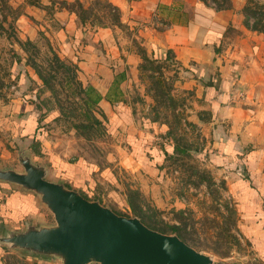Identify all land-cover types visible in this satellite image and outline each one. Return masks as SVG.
<instances>
[{
    "label": "crops",
    "instance_id": "0c3cea01",
    "mask_svg": "<svg viewBox=\"0 0 264 264\" xmlns=\"http://www.w3.org/2000/svg\"><path fill=\"white\" fill-rule=\"evenodd\" d=\"M75 1H25L17 19L19 34L34 41L44 30L60 55L77 64L83 88L101 96L95 115L121 142L116 155L132 151L131 156L147 157L150 167L173 152L164 144L170 133L131 97L145 91V61L167 68L171 64L175 91L195 94L191 120L203 128L210 149L237 164L242 178L232 183L231 193L241 231L258 264H264V31L252 29L247 16L256 0H106L109 10L119 14L117 21L82 18L71 8ZM78 1L83 10L96 11L94 0ZM125 142L132 150L127 145L122 149ZM52 158L57 179L90 200L96 193L94 174L106 183L116 181L111 172H100L83 159L70 163L55 154ZM130 160V165L126 160L117 164L118 173L122 168L138 171L141 166ZM52 220L35 195L0 186V232ZM0 264L54 263L0 247Z\"/></svg>",
    "mask_w": 264,
    "mask_h": 264
},
{
    "label": "rangeland",
    "instance_id": "374dc122",
    "mask_svg": "<svg viewBox=\"0 0 264 264\" xmlns=\"http://www.w3.org/2000/svg\"><path fill=\"white\" fill-rule=\"evenodd\" d=\"M25 1L0 0V168L22 170L18 160L22 149L38 164L47 162L49 166L54 154L70 163L83 159L116 178L106 183L94 174L96 193L92 200L120 215L138 217L153 230L177 235L213 258L214 264H258L242 234V219L231 193L232 183L242 178L237 164L235 160L228 162L221 153L216 157L203 128L191 120L195 94L175 91L169 71L173 66L145 61V91L131 97L141 107H148L153 120L168 127L170 137L164 144L174 148L173 152L150 167L144 161L147 157L131 156L132 151L128 155L125 146L132 150V145L125 142L122 149L126 156L119 158L121 153L117 156L116 152L121 142L112 137L109 128L104 133L93 126L86 113L75 84L79 81L78 66L73 78V72L67 70L72 69L70 60L60 55L43 29L34 41L19 34L17 19ZM92 2L93 13L83 10L78 0L71 8L82 18L110 17L117 21L106 0ZM247 16L250 25L264 31V0L251 2ZM28 116L39 120L44 128L42 136L29 137L23 128L21 131V121ZM130 159L141 166L138 171L128 167L118 173L117 164L126 160L130 165ZM51 179H57L54 173Z\"/></svg>",
    "mask_w": 264,
    "mask_h": 264
},
{
    "label": "water",
    "instance_id": "95a60500",
    "mask_svg": "<svg viewBox=\"0 0 264 264\" xmlns=\"http://www.w3.org/2000/svg\"><path fill=\"white\" fill-rule=\"evenodd\" d=\"M18 160L22 170L0 168V184L35 195L53 220L3 230L0 247L56 264H214L177 235L153 230L51 179V166L25 150Z\"/></svg>",
    "mask_w": 264,
    "mask_h": 264
},
{
    "label": "trees",
    "instance_id": "16d2710c",
    "mask_svg": "<svg viewBox=\"0 0 264 264\" xmlns=\"http://www.w3.org/2000/svg\"><path fill=\"white\" fill-rule=\"evenodd\" d=\"M34 3V2H31ZM113 9V8H112ZM113 11L116 12V18L119 17V14L117 13V11L115 9H113ZM254 30L257 31H261L263 32L262 29L257 28V26H252L251 27ZM56 60L63 63L60 58L57 56V54H55ZM70 64L72 65V69H67L71 72H73V78L77 77V64L74 61L70 60ZM76 73V74H75ZM42 77V75H41ZM76 86L79 89V92L82 94V102L86 108V113L88 115L91 116V120H92V125L93 126H97L100 130H103L104 133L107 132V125L106 123L102 122L100 119L97 118V116L95 115V108L97 106V104L99 103L101 96H99V94H97L93 88L87 87V88H83L81 82H79L78 80H76L75 82ZM22 122V127L24 129V133L28 134V135H35L36 136H42L44 134V128L40 125L39 120L35 119V118H28L25 121H21ZM166 153H165V157H166ZM136 157H139L137 154H135Z\"/></svg>",
    "mask_w": 264,
    "mask_h": 264
}]
</instances>
